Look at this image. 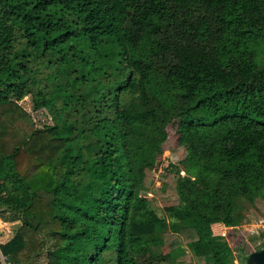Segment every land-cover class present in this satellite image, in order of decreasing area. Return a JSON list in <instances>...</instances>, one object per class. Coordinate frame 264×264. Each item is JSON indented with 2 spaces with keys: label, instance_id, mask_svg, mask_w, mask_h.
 Wrapping results in <instances>:
<instances>
[{
  "label": "trees",
  "instance_id": "trees-1",
  "mask_svg": "<svg viewBox=\"0 0 264 264\" xmlns=\"http://www.w3.org/2000/svg\"><path fill=\"white\" fill-rule=\"evenodd\" d=\"M0 117L10 264H248L264 248L213 228L264 199V0H0ZM157 189L179 198L166 215Z\"/></svg>",
  "mask_w": 264,
  "mask_h": 264
},
{
  "label": "rangeland",
  "instance_id": "rangeland-1",
  "mask_svg": "<svg viewBox=\"0 0 264 264\" xmlns=\"http://www.w3.org/2000/svg\"><path fill=\"white\" fill-rule=\"evenodd\" d=\"M23 105L29 109L36 122L39 125H42L43 122L47 121L46 115L42 111H33L31 102L29 98H25V101ZM165 148L167 149L164 152V157H170L171 160L177 161L179 157L181 156L182 152L176 145V132L175 127H169V137L166 143ZM170 149V150H169ZM163 169L162 164L158 166L155 177H156V187L161 186V180H160V173ZM162 177V176H161ZM169 183L172 181V178H168ZM155 195V206L157 207L158 212L161 215H166L165 207L169 205H175L177 204L179 198L176 196L173 192H165L163 190L157 189L153 193ZM47 197L51 198V194L45 193ZM246 221L242 224L236 226V227H230V226H220L221 231L216 232L220 233L221 235H224L229 244L236 250V246L239 244V241L242 239L249 240L251 246H255L258 243H264V199L257 198L254 203L249 202L246 204ZM9 224V227L6 225L1 226L0 225V231L2 230L3 233H5V238H10L13 235V232L15 231V227L20 225V222H7ZM14 225V226H13ZM254 240V241H251ZM237 253V252H236ZM0 258L2 261V264L4 263V258L2 254H0ZM179 264H189L188 262H183ZM234 264H241L239 260H235Z\"/></svg>",
  "mask_w": 264,
  "mask_h": 264
},
{
  "label": "water",
  "instance_id": "water-1",
  "mask_svg": "<svg viewBox=\"0 0 264 264\" xmlns=\"http://www.w3.org/2000/svg\"><path fill=\"white\" fill-rule=\"evenodd\" d=\"M248 264H264V248L258 251L252 252L248 256Z\"/></svg>",
  "mask_w": 264,
  "mask_h": 264
},
{
  "label": "crops",
  "instance_id": "crops-1",
  "mask_svg": "<svg viewBox=\"0 0 264 264\" xmlns=\"http://www.w3.org/2000/svg\"><path fill=\"white\" fill-rule=\"evenodd\" d=\"M1 118V117H0ZM15 223V222H14ZM0 225L1 226H3V225H6L7 227H9V224H7V222H4L1 218H0ZM14 226V225H13ZM214 227V231H216V232H220L221 231V229H220V224H215V225H213ZM224 226V225H223ZM19 226H17V227H15L14 226V228H15V230L18 228ZM13 234H14V232H13ZM5 238V233H3V231L1 230L0 231V243H3V242H5V241H7L9 238H7V239H4Z\"/></svg>",
  "mask_w": 264,
  "mask_h": 264
},
{
  "label": "built area",
  "instance_id": "built-area-1",
  "mask_svg": "<svg viewBox=\"0 0 264 264\" xmlns=\"http://www.w3.org/2000/svg\"><path fill=\"white\" fill-rule=\"evenodd\" d=\"M3 258H4V263L5 264H10V262H8L5 257H3Z\"/></svg>",
  "mask_w": 264,
  "mask_h": 264
}]
</instances>
